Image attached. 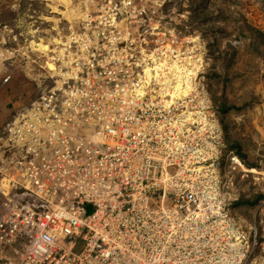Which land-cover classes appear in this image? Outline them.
I'll return each instance as SVG.
<instances>
[{
    "label": "rangeland",
    "instance_id": "obj_1",
    "mask_svg": "<svg viewBox=\"0 0 264 264\" xmlns=\"http://www.w3.org/2000/svg\"><path fill=\"white\" fill-rule=\"evenodd\" d=\"M83 190L114 264H264V0H0V218Z\"/></svg>",
    "mask_w": 264,
    "mask_h": 264
},
{
    "label": "built area",
    "instance_id": "obj_2",
    "mask_svg": "<svg viewBox=\"0 0 264 264\" xmlns=\"http://www.w3.org/2000/svg\"><path fill=\"white\" fill-rule=\"evenodd\" d=\"M9 79L10 76H7L5 81ZM26 157H22L21 166L27 162ZM89 164V160H86L82 168ZM39 173L40 175H34L35 185L29 186L26 181L23 186L29 189L30 194L39 195L41 200L45 190L50 196H57L58 189H66L68 194V188L73 186V183H67L68 180L57 183L55 167H51L48 172L53 184L43 178V171ZM98 175L102 182L107 181L104 172H98ZM116 178L118 181L115 184L122 185L126 182L124 178ZM2 191L7 192L5 196L10 193L9 190ZM79 194L78 201L66 197L60 200L52 198L47 200L50 205L43 201L12 204L13 200L8 197L5 206L9 211L0 218V264H114L123 254V249L121 246H110L109 242L118 240V236L108 235L106 226L108 223H115L119 227L122 222L118 218H109L107 210H135L137 203L132 194H128L131 201L109 204L105 203L104 197L99 193L92 196L83 190ZM71 196H75V191ZM122 196L121 193L117 195L118 198ZM90 203L95 206V212L88 214L87 205ZM116 232H120L118 228ZM109 259H112L111 262Z\"/></svg>",
    "mask_w": 264,
    "mask_h": 264
},
{
    "label": "water",
    "instance_id": "obj_3",
    "mask_svg": "<svg viewBox=\"0 0 264 264\" xmlns=\"http://www.w3.org/2000/svg\"><path fill=\"white\" fill-rule=\"evenodd\" d=\"M93 210H94L93 205H92L91 203L88 204V205H87V211H88V214H91V213L93 212Z\"/></svg>",
    "mask_w": 264,
    "mask_h": 264
},
{
    "label": "bare ground",
    "instance_id": "obj_4",
    "mask_svg": "<svg viewBox=\"0 0 264 264\" xmlns=\"http://www.w3.org/2000/svg\"><path fill=\"white\" fill-rule=\"evenodd\" d=\"M5 184H6L5 186H9V184L7 185V182ZM9 188H10V186H9Z\"/></svg>",
    "mask_w": 264,
    "mask_h": 264
}]
</instances>
